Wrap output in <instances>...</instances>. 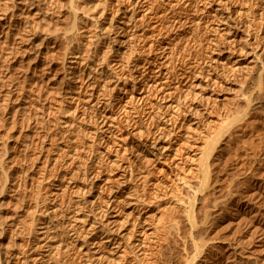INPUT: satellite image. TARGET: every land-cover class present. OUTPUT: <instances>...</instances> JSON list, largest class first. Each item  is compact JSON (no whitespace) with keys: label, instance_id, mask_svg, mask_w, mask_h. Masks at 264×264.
<instances>
[{"label":"bare ground","instance_id":"1","mask_svg":"<svg viewBox=\"0 0 264 264\" xmlns=\"http://www.w3.org/2000/svg\"><path fill=\"white\" fill-rule=\"evenodd\" d=\"M109 1L110 0H0V69H3L4 70L3 72L5 73L4 75L0 76V91H1L0 92V178L2 180H4V181H1L3 183H0V264H60L61 262H63L62 264H64L63 255L66 254L65 253L66 251H69L71 249H77V251H80L79 255H76L77 253L75 252V255H73V257L74 256H81L82 259H85V261H86L85 264L86 263H88V264H142L143 263L140 252L143 251L142 248L144 249V245H145L146 240L144 241L145 237L142 240V238H141L142 236L140 238H137L138 235H136V234H142V233L147 234V232H146V228L144 226H142V223H144V222H142L143 220L139 219V217L141 215L140 209H138L139 213L137 216H135L136 218L133 217L134 220L133 221L130 220L132 222V227L129 226L130 229L128 230L129 231V235L127 234L128 237L126 235L124 236L123 234L121 236V237H123V236L126 237V239L123 238L125 240L120 239V237H119V230L120 229L122 230L123 225L121 224V226H119L118 224L123 222L124 226L127 225V224H125V223H127V221L125 222V219H128V218L126 217L124 220L122 219L123 221L122 220L119 221V219L117 217L118 216L117 214L119 212H121L122 208L125 207L126 204H128V203L133 204L134 203V202L128 201L129 198L133 197L131 199H135L134 201L137 204L139 201H141V198H140L141 196L139 197V195H137V193H139V192L136 191L137 190L136 185H135L136 187L134 186L135 189H133V188H131V185L128 184L130 188H128V190H126V191L123 190V186H125V184L127 185V182H129V181L131 182V180L133 181L135 178L134 174L136 172H134V165L130 163L131 164L130 169L132 168V165H133V168L131 170L132 172H130V171H129V173H127L128 171H126V172L124 171V173L122 172L123 173V174H121L122 181L120 180L121 183H119V186L117 185V188L114 189L113 187H110L112 184L109 186L108 183L110 180H111V182H112V180L115 182V179H113V177L104 178V176H106L104 174V172H105V169L107 167H110L111 165H115V164H116L115 167L116 166L118 167L117 164L121 163V162H118V160H119L118 158L121 157V156H119V154L117 155V158H114L115 160L109 159L110 158L109 155L112 152L111 151L112 147L114 146L116 141L113 144H111V142H108L106 144V146L103 147L105 149V151L101 150L102 152H100V155H97L95 157L92 155V153L94 151L97 152V150H94L96 148L95 143L100 144V147H101V144L106 142V140L108 138V137L106 138V136H108L109 134H107L106 136H103V135H105V133H110V137H111V135L117 136V134H118V133L116 134L115 132H112L113 127H117V129H118L121 126L120 124H116V123H118L116 121L119 119V116H115L114 113L111 112V110H113V107H114L112 104L113 98H120L122 104L123 103L125 104L124 113L126 116V122L130 126L133 123L134 119L129 116V113L131 112V109L129 110L127 107L129 100L132 99L135 94L140 92L141 89H143V90L145 89V91H149V90L153 89L152 88L153 86H157V85H154L155 80L152 81L153 84H151L149 81V78H151V77H158L159 78V76L163 75L164 71H162V67L164 65H166L167 62L165 61L166 63L164 64L163 61H161V59L166 57V54L164 53V51H166L167 48L171 49L172 46L169 44L168 45L167 44L161 45L162 42L160 43L158 40H155V41H152L151 43H148V44H150L149 46L148 45H146V46L142 45V41H143V44H146L144 41L147 40L146 36L149 33H147V35H146L145 33L141 32V34L139 33L140 35H138L140 39L137 40V42L134 41L133 43L132 42L130 43L133 46L132 51H130V53L128 51L123 52L125 54H126V52H128L129 56L131 55L132 57H130V58L127 57V59H129V60L126 59V62H123L125 60L123 59V61H122V59H121V61H122L121 64H120L121 61H118L116 63V64H118V63L120 64L119 65V66H121L120 70H119V67H118V69L115 67L111 68L110 67V65H111L110 60L112 57L114 58L113 61L116 60V57H118L117 56L118 54L116 55V57H114V55L116 53L120 52L121 49L118 47H119L120 43L124 42V41H122L121 38H118L117 36H115V37H112L111 42H109L110 44L107 45V47H105V46H103L104 44L101 42L102 37L100 39V34L95 30L96 25L99 22L100 18L104 17V14L106 12V7H108L107 5H108ZM128 1H130V0H128ZM179 1H183V0H179ZM207 1H208V4H210L215 0H207ZM218 1L219 0H217L216 3H218ZM222 1H225L227 3L228 1L230 2L231 0H221L220 1L221 3H218V4H220V7H217V8L215 7L216 8L214 10L215 13L212 11H209V12H211L213 14L211 19L218 20L220 27L221 26L224 27V28L221 27L220 32L222 33V31H223L224 34H226L225 42L219 41V43H218L219 47L217 48V46H216L213 48V50L216 48L218 49L217 50L218 55H217V57H214L213 59L211 58L212 62H209L208 68H206V70H204L203 67H202L203 69L199 68V73H197V72L194 73V75L199 74V78H202L203 77L202 75H204V78H205L204 81L206 80V82L208 80H212V83L211 82L210 83L205 82V85L203 84V87H205V88L210 87L211 85L212 86L213 85H215V86L224 85L222 80H220L219 75H220V73H222L221 70L223 71L226 67L227 68L231 67L232 72L238 71L237 73H239V70L242 69V64H241V60H239V59L234 60L233 59V56L235 53H236L235 54L236 57L237 56L241 57L242 55H246V56L250 55V57H249L250 60H251V58H253V59L251 61L250 60L249 61H250V63H252V67H253L254 66L253 64L257 63L256 60L259 57L258 51H255V50L256 49L258 50V48H259V52H260V49L264 48L263 45H261L262 44L261 40H258V38L260 36L257 37V39H256L255 35L258 36V34L254 35L255 36L254 40L256 41V43H258V44H256L258 46V48H253V46L251 45V44H253L252 40H251V39H253V36L251 33V32H253V30L251 31L250 27L253 26V25H251L253 23V20L251 21L250 19H248V20H250V22L248 23L247 28L244 27L245 31H246L245 35H241V33L244 30L243 29L240 30L241 29L240 25H242L239 22L240 19L236 20V18L238 16L237 17L234 16V12H232L233 10H230V9H227V11L224 10V9H226L227 4H226V7L223 6ZM120 2H121L120 0L116 1L117 7L115 8V10H113L111 18L106 15L109 19L108 20L109 24H108V26L105 25L104 27H102L101 30L106 29L107 31H110V32H112V30H116L117 33L119 31H122V32L123 31H129V30L135 28L138 25V22L140 20H142L141 22H143V20L148 18L147 14L151 15V13L154 10L153 5L146 8L144 3L141 4V1H139L140 3L134 1L130 5H127V6L125 5V8L120 7ZM178 2H176V4ZM191 3H189V4H191ZM172 4H174V3L172 2ZM170 6H171V4L169 5V7ZM179 6H181V5H179ZM182 6H184V5H182ZM188 6H190V5H188ZM210 6H211V4H210ZM99 7L103 9L102 12H100L101 10L99 9ZM130 7H132V8L130 9ZM140 7L143 8V11H142L143 14L140 13L142 16H140V18H138L139 15H136V13H137L136 11H138V9H140ZM251 8L254 11L255 8L253 9V6ZM168 10H165V11H168ZM178 10L179 9H177V11ZM223 10L226 12H224ZM238 10H240V9H238ZM177 11H176V13H178ZM182 11L183 10H181V12ZM119 12H122V14L123 15L125 14L124 16L127 17L125 25H122L121 23L117 22V16H118ZM127 12H128V14H126ZM154 12H156V11H154ZM242 12L247 13L249 15L248 12H252V11L248 10V11L244 12V11L240 10L237 13L240 14ZM255 12H256V10L254 11V14H255ZM99 13H101V14H99ZM106 13H108V12H106ZM263 13L264 12L262 11L261 15H264ZM174 14H175V12H174ZM179 14H182V13L179 12ZM256 14H257V12H256ZM66 15H68L67 17L69 18V21H66L67 23L65 22V18H64V17H66ZM170 15H172V14H170ZM175 16H176V14H175ZM213 16L215 18H213ZM241 16H240V18L243 20L245 17L242 18ZM253 19H255V18H253ZM210 21H212V20H210ZM245 21H246V19H245ZM178 22H180V21H178ZM65 23H66V25H64L65 30L63 28L64 31L61 30L62 31L61 32L60 29H62V26ZM179 24H181V22ZM179 24H177V26ZM182 24H184V23H182ZM198 24H200V23H198ZM198 24L196 23V25H198ZM246 24H247V22H246ZM196 25L193 27H196ZM254 25H255V22H254ZM214 26L217 28L216 25H214ZM256 26H257V21H256ZM201 27H202V25H201ZM137 28H139V27H137ZM175 28H178V27H175ZM197 28L199 29L200 27L197 26ZM208 28L210 29V26ZM209 29H208V32H209ZM212 29L213 28H211V31H212ZM86 30L89 33V38H88L87 42H84L83 36L85 35L84 32ZM134 30L136 32V28ZM154 30H155V28H154ZM195 30H196V28H195ZM215 31L216 30H214V32ZM135 32L130 35V38L133 39V36H134V38L137 37ZM88 33H87V35H88ZM255 33H258V32H255ZM137 34H138V32H137ZM159 34H161V33H159ZM150 35H151V33H150ZM155 35L156 34H154V36ZM195 35H197V34L195 33ZM160 36L161 35H159V38H160ZM222 36H221V38H223ZM238 37H240V39ZM216 38H218V36ZM242 40H245V41H242ZM138 41L141 43H139ZM193 41H195V40H193ZM236 41H242V43L244 42V44H241L242 46H240V47L237 46L238 44L235 46ZM112 43H113V45H112ZM134 43H135V45H134ZM136 43H137V45H136ZM138 44H141L142 47L139 46ZM213 44H214V41H213ZM218 44H216V45H218ZM227 44H229V45L227 46ZM256 45H254V47H256ZM249 46H252V47H249ZM126 47L129 48V46H126ZM139 47H141V48H139ZM211 47H213V46H211ZM82 48L86 49V51L84 50L86 53L85 52L83 53V51L81 50ZM60 49L63 52L62 56L64 58L62 57L63 61H62L61 65H59L60 64V62H59L58 65L60 67L57 70V68L54 66V60H56L55 59L56 57L54 58V56L57 54L58 50H59L58 54L60 55V53H61ZM31 50L35 51L34 57L32 59L33 62L30 64L28 63L29 66H27V64L24 65L25 64V62H24L25 58H22V60H20L21 55L24 56L27 54V52H30ZM157 52H160L162 54H160V56H158L159 53H157ZM181 52H183V50ZM214 52H216V51H214ZM142 53H147V54H145L146 56L142 57ZM163 53H164V55H163ZM28 56H29V54H28ZM243 58H245V57H243ZM43 59L44 60L46 59V60L43 61ZM240 59H242V58H240ZM30 60H29V62H30ZM58 61H61V60H58ZM182 61H183V59H182ZM27 62L28 61L26 60V63ZM152 65H156V67H158V70L155 68V66H152ZM198 65H199V63H198ZM247 65L245 64L243 66L247 67ZM164 67H166V66H164ZM200 67H201V65H200ZM140 68H142V70ZM167 68H168V66H167ZM196 68H194V69H196ZM227 68H226V70H227ZM189 70H188V72H186L187 70H184L183 73H180V72L177 73L176 72V73H174L175 75L172 74L173 71L168 70V72H166V74H167L166 76L169 78L170 76L173 75V77L175 76L176 80L178 79L177 81H179V77L184 78L189 73ZM197 71H198V69H197ZM191 72L193 73V71H191ZM223 72H225V71H223ZM250 72H252V71H250ZM200 74H201V76H200ZM226 74H227V71H226ZM235 74H236V72H235ZM190 75H187V78L190 77ZM194 75L192 74L191 76H194ZM212 75H214L216 77H213ZM248 75H249V73H248ZM166 76L164 78H166ZM196 76H194V78ZM228 76H230V74L229 75L227 74V76H226L227 77L226 79L229 82L228 79L229 78L231 79L233 76H236V75L233 74V75H231L232 77H229V78H228ZM238 76L240 77V75H238ZM222 78H224V77L222 76ZM233 78H235V77H233ZM245 78H248V77H245ZM18 79H21L22 81H20V80L18 81ZM190 79H192V78L190 77ZM226 79H225V81H226ZM171 81H174V79ZM204 81H203V83H204ZM199 82L200 83H198V85L202 83V79ZM48 84H50L51 89L47 88V86H49ZM225 84H226V82H225ZM129 86H131V88H129ZM162 87H164V86H162ZM160 88H161V86H160ZM223 88H225V86ZM157 89H158V91L160 90L159 86L157 87ZM124 90H127L130 92L131 98L130 99L128 98L129 100L126 99V96L124 95V94H126V92L124 94L122 93V91H124ZM199 90L194 91V92L188 91L186 93V95L184 97H185V100L188 99V101H187L188 103H186L187 105L186 104L182 105L181 99L178 100V102L176 101L177 102L176 104H174L175 102H173L169 105V107L176 108V110L174 109V111H177V114H176V112L175 113L172 112V114H170L168 119L165 121V123H167V124H164L162 126H158V130L155 131V133L160 131L161 134H158V136L155 134L156 137H155V135H153L154 136L153 143L151 142L150 144H148L146 142H141L140 140H139L140 142L137 141L138 143H135V142H133L134 139H132L133 144H131L132 143L131 142L129 146L123 147V148H125L124 149L125 152L129 151L130 148L132 149L135 147L136 150H135V148H134V150L137 151L138 154H140V156H142L143 154H145V152L150 151L149 149H151L152 147L158 148V149L169 148L170 146L169 147H167V146L170 145V139H173L172 138L173 135H175L177 133L176 131H177L178 126H176V124H177L178 119L181 116V113H183V112L189 113L188 115H190V117H191V118L189 117L190 119L187 118L188 121L187 120L185 121L183 119L185 121L184 124L185 123L189 124V126H187V127H191L192 124L198 125V123H199V121H197L198 118L199 119L203 118L204 114H206V115L209 114L208 112L211 113L212 112L211 108H213V107H210V105L208 103H204L205 96L202 93L203 90H200V91ZM113 91L118 92V94H116V97L113 96V94H112ZM149 93H151V92H149ZM157 93H160V92H157ZM64 94H65V97H67V95L70 94L69 97H67L68 98L67 104H65L67 101L66 98H65L66 101L63 99ZM138 94L139 95L135 96V100H142L143 99L145 101L146 95L142 96V93H138ZM146 94H148V93H146ZM165 94L166 93H164V95ZM243 95L240 97H243ZM165 97L163 99H165ZM245 97H247V96H245ZM249 97H247V98H249ZM215 98H217V97H215ZM250 99L251 98H249L247 101L249 102ZM56 102L59 104H57ZM63 102H65L64 106H63ZM207 105H209L211 111L208 110ZM160 106H162V105H160ZM33 108H34L35 113L32 112ZM3 110H4V112L6 111V113L8 111L7 115L10 114L8 117V118H11V120H12V123L10 125L15 124V126L14 125H12V126L16 127L18 122L20 124H24L21 122L22 121L25 122L28 120L29 125H26V126H28L27 128L25 127L26 130L29 128L30 129L32 128V130H33V128L35 129V126H37L35 131L33 130V133H31V134H29V133L28 134L20 133L19 135L17 134V137L15 136L17 140L15 142L13 141L14 144H12L11 139L14 137L15 132L13 130L15 128H11L10 126L9 127L11 129L8 128L9 120H8L7 115L5 113H4L5 115L2 114ZM59 113L61 114L60 118L62 119L60 121L61 122L60 125H62V123H64L63 125H65V124L68 125V122L70 124L68 127L69 128L68 136H67V138L65 137L66 140L63 137V135H65L66 133H64V134L62 133L63 134L62 137L64 140L63 142L66 141V151L63 150L65 152L64 153L61 152V153H63V155L65 154V156H64L65 159L70 158L71 161L70 162L67 161V163H64L66 161L64 159L65 161L63 160V164H62L60 162V160L62 158L61 159L59 158V157H62V155L59 157L57 156L59 159L54 158L55 159L54 162L56 161V163H54V166L50 168L52 171L51 175H48L46 173V169H47V164L49 162L48 159L50 157L49 156L50 153H48L49 151H47V153L49 155L48 156L46 155L47 156L46 157L45 156V154H46L45 149L50 150V148L52 147V143H53L52 141L55 138V134L54 135H53V133L50 134V131L52 128L47 129L45 132H42V131H44L46 129L45 124H46V122H48V120L49 121L51 120L50 117L53 116V118H55L57 115H60ZM90 113H93V114H90ZM211 114H209V115H211ZM33 117L35 119L34 120L35 124L32 125L31 123L33 120L31 121V123H29L30 122L29 120H31ZM93 117L96 118L97 120L101 119V121H99L98 127L94 128L92 130L91 128L88 127V125L86 124V121L91 122ZM150 117L152 118V120L154 119V117H152L151 115H150ZM56 119H55V121H53V119H52V121H50V123L56 122ZM11 120H10V122H11ZM194 120H196V121H194ZM25 123H27V122H25ZM20 124H18V125L21 127L22 125H20ZM133 124H135V121ZM89 125H90V123H89ZM70 126L71 127L73 126V128L71 130H70ZM135 126H136V124H135ZM181 126L183 127L182 124H181ZM23 127H22V129H25ZM30 129H29V131H30ZM189 129H192V128H189ZM18 130H19V128H18ZM48 130H50V131L48 132ZM200 131H201V129L199 130V132ZM140 132H141V134H143L142 131H140ZM140 132H138V133H140ZM25 133H27V132H25ZM130 133H132V132L130 131ZM136 133L137 132H135V135H136ZM189 133L186 132L185 134H189ZM207 133L205 134V136L208 135ZM86 134L92 136L93 140H95V141L94 142L92 141L91 144L90 143L87 144V145L90 144V147L92 145L91 149H89V150H91V152H90L91 154L88 155V153H87L88 157L84 159V156H83L81 149L84 145V140L88 139V141H89V138H87ZM118 136H119V134H118ZM128 136H130L129 132H128L127 136H125V137L128 138ZM132 136H133V134H132ZM176 136H177V134H176ZM191 136H192V134H191ZM191 136H190V138L192 139ZM203 136H204V134H203ZM62 137H61V139H62ZM123 137H124V135L121 138H123ZM134 137L136 138L137 135ZM165 137H167L168 138L167 140H169V141H167L165 139ZM126 138H125V140H126ZM90 139H91V137H90ZM189 141H190V139H189ZM112 142H113V140H112ZM119 142H121V141L119 140ZM124 142L126 144V141H124ZM124 142H123V144H124ZM166 142H168V145L164 144ZM19 145L24 147V149H25V150L23 149L24 151H27L30 149H31V151L34 150L33 151L34 153L32 154V156L30 155L31 158L29 160L28 167L26 166L27 168L25 170L22 168L23 171L21 169H19V171L21 170V173L24 172L25 177L22 176L24 179V180L22 179L23 180L22 182L24 184H22L21 180H19L20 182H14L13 183V181L15 179L14 175L20 176V174H18L19 173L18 172V165L20 164L19 163L20 160L18 161V163H19L18 165H17V161L13 160L14 159V157H13L14 149L20 148L21 151L19 154H22L21 148H23V147H20ZM47 145H49V147ZM119 145H122V144L119 143ZM209 145H211V144L209 143ZM102 146H103V144H102ZM84 147H85V145H84ZM84 147H83V149L86 148V147L85 148ZM97 147H99V145ZM199 147H200V145H199ZM207 148H209V147H207ZM99 151L100 150H98V152ZM132 151H133V149H132ZM209 151H211V149H209ZM209 151L207 149V154H205L206 152L204 150V151H202V152H204L203 156H199V161L200 160L202 161L203 157H204L205 161L202 162V163H204V165L198 161L199 165L202 164L201 166H204V167H202V170L204 169L205 174L203 173L202 170L201 171L203 173L202 176L204 175L203 179H207V181H209L210 179L205 178V175H206V177H210L209 173L212 170V169H210L211 165L209 164L210 161L207 157L208 153L209 154L211 153ZM137 152H136V154H137ZM26 153H28V151L25 152V154ZM201 153L199 155H201ZM19 154L17 155L18 157L16 155H14V156H16L17 158H20ZM29 154L30 153H28V155ZM154 154H155V157H157L159 160L163 154V151H160V153L154 152ZM28 155H27V157H30ZM95 155H96V153H95ZM208 156L210 158L211 155H208ZM23 157H25V156H23ZM44 157H45V161H43ZM200 157H202V159ZM150 158H152V157H150ZM116 159H118V160H116ZM143 159H144V157H143ZM22 162H26L25 159ZM147 162H149V161H147ZM39 163L44 164V165L42 164L43 166L41 165L42 166L41 171L37 170V166H39L38 165ZM141 163L142 162H140L139 164H141ZM143 163H145V162H143ZM22 164L24 165V163H22ZM147 165L150 166L151 164L149 165V163H148ZM147 165H146V167L148 168ZM19 166L21 167V165H19ZM63 166L64 167L66 166L67 168L64 171L65 173L62 172L63 175L61 176V179H65L67 182L66 183L60 182L59 184H57L58 182L56 184L53 183L51 180L52 179L55 180V178H57L58 172L60 171L61 167H63ZM121 166H123V165H121ZM135 166H137V164ZM137 167H136V169H137ZM142 167L143 166L141 164V168ZM144 167H145V165H144ZM155 167H154V169H155ZM39 168L41 169V167H39ZM118 169H120V166ZM130 169H128V170H130ZM200 169H201V167H200ZM138 170L140 172L141 171L144 172L143 169L141 170L138 168ZM16 171L18 172L17 174H15ZM153 171L155 172V170H153ZM143 172H141V173H143ZM150 172L152 174V171H150ZM146 173H149V172L147 171ZM151 174H150V176H151ZM147 175L148 174H145L144 177L147 178ZM17 177L18 176H16V178ZM148 177H149V175H148ZM20 178H21V176H20ZM48 179L51 181L50 183H52V184H45L44 183L46 181H49ZM150 179L151 178L149 177L148 180H150ZM59 180H60V178H59ZM65 180H62V181H65ZM29 181H31V182H29ZM106 181H107V184L105 183L103 185L102 182H106ZM181 181L183 182V179ZM28 182H29V184H28ZM137 182H138V179H137ZM152 182H154V181H152ZM185 182L186 181H184V183ZM11 183H13V184H11ZM15 183H17V184H15ZM144 183H145V181H144ZM146 183H147V180H146ZM187 183L190 184L189 182H187ZM203 183H206V181L203 180ZM142 184H143V182H142ZM148 184H150V183H148ZM152 184H154V183H152ZM205 185H208V184H205ZM189 186H188V188H189ZM23 187H24V191L27 189L28 190L30 189L31 193L30 194L24 193ZM49 187H51V188L53 187V188L49 189ZM204 187L205 188H203V187L201 188V186H200V188L202 190L203 189L206 190L207 186H204ZM47 188H48V192L46 191L47 193H45L43 195L42 192L44 190H46ZM67 188H69V190H73L72 191L73 194L75 193L74 194L75 201L72 203V201L74 200V198L72 197L73 200L68 198L71 201L70 200L68 201L66 199L68 201L67 202L68 205L64 204V202H62L61 200L60 201L63 204H60L58 202V200H59V198L60 199L62 198V200L64 201L63 198H65L67 196L66 193H68V191L65 192ZM99 188H100V192L98 190ZM138 188L140 189V186ZM200 188H198L197 190H199ZM192 189L194 191L193 193H195L197 191V190L195 191L194 188H192ZM201 189H200V191H202ZM114 190H116V191L113 193ZM105 191H107L106 197L109 194L108 191L111 192L108 198H104L103 195H101ZM123 191L125 193H127V192L128 193L126 195H123L124 194ZM143 191H145V190H142V192ZM97 192H99V193L97 194ZM64 193L66 196L62 197L64 195ZM69 193H71V192H69ZM206 193H207V195L208 194L210 195V193H208V191ZM143 194L145 195V193H143ZM258 194H261V196H262L263 191L261 193H258ZM49 195H50V197H47ZM70 195L73 196L72 194H69L68 196L71 197ZM207 195L205 194V196H207ZM193 197H196V196L193 194ZM209 197L208 198L205 197L206 201L208 199H210ZM257 197H258V195H257ZM144 198H145V196H144ZM262 198L264 199V196H262ZM262 198H261V200H262ZM46 199H48L49 201L51 200L50 202H54L56 204H53V203L50 205L46 204L45 209H41L40 204H43L42 201H47ZM195 199L191 200V198H190V200H191L190 203H192V201H193V203L195 204V202L199 198L194 202ZM205 199H204V201H205ZM27 202H28V205H27ZM100 202H103V203H100ZM145 203H147V202H145ZM64 205L65 206L67 205L66 206V210H67V212H66L67 217L66 218H67V220L65 221L64 219H66V218L64 217V219H63L64 221L63 220L61 221V223L62 222L63 223L60 227L59 224H61V223L58 224L59 220L56 221V218H59V216L61 215V214H59V212H61V211H59V209L60 210L63 209V207H65ZM128 205H126V206H128ZM134 205H136V204H134ZM194 206L192 205L193 208H191L190 205H188V207L191 208V209L189 208L191 210L190 211L191 213L194 211V210H192L195 208ZM254 206L250 207V205L247 206V204H246L245 210L248 209L246 211L247 214L245 216L243 215V217H241L242 219L248 221L252 228H255V229H253V231L251 229V236H249L247 239L243 237V239H241V241L235 245L233 250H231L232 252L227 253V254H229L228 255L229 258L233 254L232 255V257L234 258L233 261H231L232 260L231 258L228 261V257H227V259L225 261L223 260V258H221L222 260H217V261L215 260L216 262H214L213 264H236L237 263V262H235V260L237 259L236 254L242 252L241 249H243V248L245 249V247H248V245L252 241L256 240V238H257L256 233H259V232L264 233V219H263L264 218V212L262 210L264 208V201L262 203L256 205L255 206L256 208H254ZM188 207L186 208L187 210H189ZM133 210L136 211L137 208L135 207L132 209V211ZM190 212L188 214L186 211V213H187L186 215H188L186 217V219H188V221L190 222L189 219L192 218L193 220L191 219V223L193 224L194 218L196 216L193 215L195 213V212H193L192 213L193 216H191V218H190L189 217ZM63 213H65V212H63ZM114 213L116 215H114ZM262 215H263V217H261ZM241 218H240V221L242 220ZM61 219H62V217H61ZM206 219H207V217H206ZM195 220H197V219H195ZM128 221H129V219H128ZM195 223L197 226L198 225L197 222H195ZM128 224H130V223L128 222ZM196 226L194 225L195 228H196ZM195 228L192 227V229H195ZM202 228H203V226H202ZM124 229H127V228L124 227ZM197 229L198 228H196L195 231ZM199 230L202 231V229H199ZM199 230H197V231H199ZM128 231H127V233H128ZM190 232H193V230H191ZM205 233H206V230H205ZM145 234L143 236H145ZM195 234L199 235V233H195ZM195 234H191V236H190V233H189L188 236H190L192 238V235H195ZM195 236H197V235H195ZM35 237H36L37 241L39 240V242H37L33 246L32 244L34 243ZM133 237H135L134 241L131 242L130 240H131V238L133 239ZM199 238H200V236H199ZM196 239H195V241H196ZM198 239L196 242H198ZM202 239H199V241H201ZM36 240H35V242H36ZM193 241H194V239H193ZM193 241H191V242H193ZM204 241L205 240H202V242H204ZM208 242L211 243L210 240ZM191 244H192V246H193V244L195 246L197 245V244H195V242L191 243ZM200 244L197 245V248L195 247L198 250H194L195 248L192 249L195 251V252L193 251L194 253H196V251L198 253L203 251V247L206 246V244L205 243H204V245H203V243H202V245H200ZM213 246L216 248L215 245H212V247ZM104 247L108 248L111 251V252L110 251H108V252H110L111 254L109 253V255H112V256L107 255L108 252L106 254L104 252H103L104 254L100 252L101 249H103L105 251ZM186 247H185V250H187V252H188V250H190V249H188V248L186 249ZM221 249H223V248H221ZM192 250H190V251H192ZM190 251H189V253H190ZM221 251H224V250H221ZM221 251H219V253H222ZM112 252H113V254H112ZM212 252H213V250H212ZM73 253H71V254H73ZM130 253L133 254V256H128ZM189 253L186 254V258H188L194 254L193 253L187 257V255ZM202 253H200V254H202ZM205 253H206V251H205ZM206 255H208V254H206ZM225 255H226V253H224V255L222 254V256H225ZM69 256H70V254H69ZM204 256H202V257H204ZM240 256L241 255H239V257ZM192 257L194 258V256H192ZM195 257H196V255H195ZM217 257H218V255H217ZM237 257H238V255H237ZM68 259H70V258H68ZM191 259L188 260V262L191 263ZM210 259H211V257H210ZM76 260H74V261H76ZM194 260H195V258H194ZM49 261H50V263H49ZM72 261H70V262H72ZM201 261H202V258H201ZM236 261H239V260H236ZM66 262H67V260H66ZM68 262H69V260H68ZM83 262H84V260H83ZM83 262H80V263H83ZM197 262H198V259H197ZM248 262L249 261H247V263ZM240 263H241V261H240ZM205 264H206V260H205ZM211 264H212V262H211Z\"/></svg>","mask_w":264,"mask_h":264},{"label":"rangeland","instance_id":"2","mask_svg":"<svg viewBox=\"0 0 264 264\" xmlns=\"http://www.w3.org/2000/svg\"><path fill=\"white\" fill-rule=\"evenodd\" d=\"M116 1L117 0H110L109 1L108 5H107L108 7H106V12H108V13L105 12L104 17L100 18V20L97 23L96 28H95V30L100 34V39L102 37L101 42L104 44L103 46H105V47H107V45L110 44L109 42H111L112 37H115V36H117L118 38H121V40L124 41V42H121L122 44L120 43V45L118 47L121 49L120 52L122 51L121 53L119 52L121 55L119 53H116L114 55V57H116V55L118 54L117 55L118 57H116L117 61L116 60L113 61L114 60L113 57L110 60V63H111L110 67L111 68L115 67L118 69V67H119V70H120L121 66H119V65L122 63L123 59L125 60L123 62H126L127 57L128 58L132 57L131 55L129 56V53H130V51H132V48H133L132 44H130V43L131 42L133 43L134 41L137 42V40L140 39L138 35H140L141 32L145 33L146 35H147V33H149L146 36L147 40L144 41L146 44H143V41H142V45H145V46L148 45L149 46L150 44H148V43H151L152 41L158 40L160 43L162 42L161 45H165V44L168 45L169 44L172 46L171 49L167 48L166 51H164V53L166 54V57L161 59V61H163L164 64L167 62L166 65H164L166 67H164L162 65L163 66L162 71H164L163 75L159 76V78L158 77L149 78L150 83L153 84L152 81L155 80L154 85H157V86H153L152 87L153 89L151 88L152 90H149V91H145V89L144 90L141 89L140 92H138V93H142V96L146 95L145 101L143 99L142 100H135V96L139 95L138 93L135 94L132 99H130L131 98L130 92L127 90L122 91L123 94L126 92V94H124L126 96V99H128V98L130 99V100L128 99L129 103H128L127 107L129 110L131 109L129 116L134 119L136 126H135V124H133L134 121L130 126L128 125V123L126 122V116L124 113L125 104L124 103L122 104L120 98H113L112 104L114 107H113V110H111V112H113L115 116H119V119L116 121L118 123H116V124H120L121 126L118 129H117V127H113L112 132H115L116 134L118 133L119 136L117 134V136L111 135V137H110V133H105V135L102 134L103 136H106L107 134H109L108 136H106V138L108 137L106 142L102 143L103 146L101 144V147H100V144L95 143L96 148L94 150H97V152L94 151L93 152L94 154L92 153V155L96 157L97 155H100V152L105 151V149L103 147H105L108 142H111V144H113L116 141L114 146L112 147V150H111L112 152L110 153V155L109 154L108 155L110 156V158H109L110 160L111 159L115 160L114 158H117V155L119 154V156H121V157L118 156L119 160L118 159H116V160H118V162H121V163L117 164L118 167L117 166L115 167L116 164L111 165L110 167H107L105 169V172H104V174L106 175V176H104V178L113 177V179H115V182L113 180L111 182V180H110L108 183L109 186L112 184L113 186L111 185L110 187H113L114 189H116L117 185L119 186V183H121V181H122L121 174H123L124 171L125 172L128 171L127 173H129V171L132 172L131 170H132L133 165H134V172H136L134 174L135 178L133 181L131 180L132 183L129 181L131 184L129 182H127V185L125 184V186H123V190H125V191L128 190V188H130L129 185H131V188H133V189H135V187L137 186L136 191L139 192V193H137V195H139V197L141 196L140 197L141 201H139L137 204L134 201L135 199H131L133 197L129 198L128 201H131L134 203L133 204L130 203L131 205L129 203H128L129 205L126 204L128 206L125 205V207L122 208L123 211L121 210V212H119L117 214L119 221L122 219L124 220L126 217L129 219V221H128V219H125V222L127 221V223L124 222L125 224H127L125 226H124L123 222L118 224L119 226H121V224H122L125 228H127V229H124V227L122 226V230L121 229H120L121 231L119 230V237H120V239H123V238L126 239V237H124L125 235L128 237V235H129L128 230L130 229L129 226L132 227L131 221H133L134 218H136L135 216H137L139 213L138 209H140L141 215H140L139 219L143 220L142 222H144V223H142V226H144L146 228V232H147V234H145V233L136 234V235H138L137 238H140L142 236L141 237L142 240L144 237H145L144 241L146 240L145 245H144V249L142 248L143 251L141 250L142 252H140L141 258L143 261L142 264H189L190 262H188V260H190L191 258L192 259H191L190 264H193V263L194 264H205V260H206V264H211V262L213 264L217 260H222L221 258H223V260L225 261L229 255L227 253H231L232 252L231 250H233L235 245L237 243H239L241 241V239H243V237L247 239L249 236H251V229H252V231H253V229H255V228L251 227V225L248 221L241 218V217H243V215L245 216L247 214L246 211L248 209L245 210L246 204H247V206L250 205V207H253L254 205L256 206V205H258L264 201V199L262 198V196H264V48H263L264 47V15H261L262 11L264 12V0H254V1L253 0H231L230 2L228 1L230 4L228 2L226 3L225 1H222L223 6L226 7V4H227L226 9H224V10H226V11H227V9L233 10L232 12H234V16L239 17V18L237 17L236 20L240 19L239 22L242 24V25H240L241 26L240 30H242V29L244 30L241 33V35H245V32H246L245 28H247V25L250 22V20L251 21L253 20V23L251 25H253L254 27L253 26L250 27V30L251 31L253 30V32H251L252 36H253V39H251L253 44H251V45L253 46V48H258V46L256 45L258 43H256V41L254 39H255V36H256V39H257V37L260 36L258 38V40H261V43H262L261 45H263V47H262L263 49H260V52H259V48H258V50L257 49L255 50V51H258V55L260 58L259 57H258L259 59L257 58V60H256L257 63H254L253 67H252V63H250V61L253 58H251V60H250V58H249L250 55H248V56L242 55L241 57L237 56L238 57L237 58L235 55L236 53H235L233 56V59L234 60H238V59L241 60V64H242V69L239 70V73H237L238 71H235L236 72V74H235L234 71L233 72L231 71L232 70L231 67H228L229 69L226 67L227 70H226V68L223 70L225 72H223L221 70L222 73H220V75H219L220 80H222L224 85H222V86H219V85H217V86L213 85L212 86L211 85L210 87H206V88L203 87V84L205 85V82H206V80L204 81V79H205L204 75H202L203 76L202 78H199V74L198 75L196 74L197 75L196 76V75H194V73L195 72L199 73V68L200 69L204 68V70H206V68H208L209 62H212L211 60L214 57H217V55H218V52H217L218 49L217 48L219 47V44H218L219 41L225 42L226 34H224L223 31H222V33L220 32L222 26L220 27L218 20L211 19L213 14L211 12H209V11H212L215 13L214 10L217 7H220V4H218V3H221L220 2L221 0H219L218 3H216L217 0L213 1L212 2L213 4L210 3L211 6H210V4H208L207 0H186V1L185 0H183V1L171 0L175 5L172 4V2L170 0H138V1L134 0L136 2L141 1V4L144 3L146 8L151 6V5H153V7H154V10L151 13V15L147 14L148 18L143 20V22H141L142 20H140L139 22L137 21L138 25L135 27L136 32L134 30L135 28H133L129 31H123V32L119 31L118 33L116 32V30H112V32L107 31L106 29L101 30L102 27H104L105 25L108 26V24H109L108 20L109 19L107 16H109L110 18L112 17V12L117 7ZM120 1H121L120 7H122V8H125V5L127 6V5H130L132 2H134L133 0H130V1L120 0ZM176 2H178V3L176 4ZM189 3H191V4H189ZM252 3L253 4L255 3V4L253 5ZM170 4H171V6L169 7ZM187 4L190 6H188ZM179 5H181V6H179ZM182 5H184V6H182ZM251 5L253 6V9L255 8L254 11L256 10V12H257V14L255 12L256 15L254 14V11L252 10ZM131 8L132 7H130V9ZM99 9L101 10L100 12L103 11L102 8L99 7ZM177 9H179V10L177 11ZM238 9H240L244 12L248 11V10H250L252 12H248L249 15L247 13L242 12V13H240L241 15L243 14L241 16L240 14L237 13L240 11ZM165 10H168V11H165ZM181 10H183V11L181 12ZM142 11H143L142 7H140V9H138V11H136L137 12L136 15H139L138 18H140V16H142L141 15V14H143ZM154 11H156V12H154ZM176 11L178 13H176ZM226 11H224V12H226ZM174 12H175L176 16H175ZM179 12L182 14H179ZM99 14H101V13H99ZM126 14H128V12ZM170 14H172V15H170ZM124 15L122 14V12H119V14L117 16V22L121 23L122 25H125L126 20H127V17ZM67 16L68 15H66V17ZM240 16L242 18H244V17L245 18L242 20L240 18ZM66 17H64L65 22L69 21V18L68 17L66 18ZM213 18H215V17L213 16ZM253 18H255V19H253ZM245 19H246V21H245ZM248 19H250V20H248ZM210 20H212L214 23ZM178 21H180L181 24H179L180 22H178ZM256 21H257V26H256ZM246 22H247V24H246ZM254 22H255V25H254ZM66 23L63 24L62 29H60V31L63 30L64 25H66ZM182 23H184V24H182ZM196 23L197 24L200 23V24L196 25ZM212 23L214 25H216L218 29ZM177 24H179V25L177 26ZM195 25H196V27H193ZM201 25H202V27H201ZM197 26L200 28L198 29ZM209 26H210V29L208 28ZM137 27H139V28H137ZM153 27L155 28V30ZM175 27H178V28H175ZM195 28H196V30H195ZM211 28H213L212 31H211ZM222 28H224V27H222ZM208 29H209V32H208ZM64 30H65V28H64ZM214 30H216V31L214 32ZM134 32L136 33L137 37L135 36L136 38H134V36H133V39H132V38H130V35ZM137 32H138V34H137ZM255 32H258V33H255ZM84 33H85V35L83 36V38H84L83 41L87 42V40L89 38V33L87 32V30ZM87 33H88V35H87ZM150 33H151V35H150ZM159 33H161V34H159ZM195 33L197 35H195ZM154 34H156V35L154 36ZM255 34H258V36ZM159 35H161L160 38H159ZM217 36H218V38H216ZM221 36L223 38H221ZM238 38L240 39V37H238ZM193 40H195V41H193ZM213 41H214L215 45L213 44ZM242 41H245V40H242ZM242 41H236L235 46L237 44H238L237 45L238 47L242 46L241 44H244V42L242 43ZM139 43H141V42H139ZM216 44H218V45H216ZM112 45H113V43H112ZM134 45H135V43H134ZM136 45H137V43H136ZM138 45L142 47L141 44H138ZM228 45L229 44H227V46ZM254 45H256V47H254ZM126 46H129V48ZM211 46H213V47H211ZM216 46H217V48L213 50V48ZM252 46H249V47H252ZM141 47H139V48H141ZM85 48L81 49L83 51V53L86 51ZM182 50H183V52H181ZM58 51H57V54L54 56V58L56 57L55 59L57 60V61L54 60V66L57 68V70L60 67L59 65H61V63L63 61L62 59L64 58L62 56V54H63L62 50L60 49V51H61L60 55L58 54L59 53ZM124 51H128L129 53L126 52V54H125V53H123ZM214 51H216V52H214ZM157 53H159L158 56H160V54H162L160 52H157ZM164 53H163V55H164ZM28 54H29V56H28ZM34 54H35V51L31 50L30 52H27L26 55H24V56L21 55L20 60H22V58H25L24 59L25 64L24 63L23 64L24 65L27 64V66H29L28 63L30 64L33 62L32 59L34 57ZM145 54H147V53H142V57L146 56ZM243 57H245V58H243ZM240 58H242V59H240ZM121 59H122V61H121ZM182 59H183V61H182ZM26 60L28 61L27 63H26ZM29 60H30V62H29ZM45 60L43 59V61H45ZM58 60H61V61H58ZM127 60H129V59H127ZM118 61H121L120 64L119 63L116 64ZM59 62H60V64H59ZM198 63H199V65H198ZM245 64L246 65L250 64V65L249 66L247 65V67L243 66ZM200 65H201V67H200ZM152 66H155V68L158 70V67H156V65H152ZM167 66H168V68H167ZM194 68H196V69H194ZM140 69L142 70V68H140ZM167 69L170 71H173L172 74H174L176 72L177 73H179V72L183 73L184 70H187L186 72H188V70L190 69L189 73L191 75L193 74L196 77L194 78V76H191L189 73L188 74L186 73L187 75H190V77L192 79H190V77L187 78V75H186L184 78L179 77V81H177L178 79L176 80L175 76L173 77V75L172 76L169 75L171 78L170 77L168 78L166 76L167 75L166 72H168ZM197 69H198V71H197ZM0 71H1L0 76L5 74L3 72L4 71L3 69H0ZM191 71H193V73ZM226 71H227L228 75L230 74V76H228V78L232 77L231 75H233V74L236 75L237 77L233 76L235 78L232 77L231 78L232 80L229 78L228 79L229 82H228L226 79L227 78L226 77L227 76ZM250 71H252V72H250ZM248 73H249V75H248ZM237 74L240 75V77ZM165 76H166V78H164ZM200 76H201V74H200ZM212 76L216 77L214 75H212ZM222 76L224 78H222ZM245 77H248V78H245ZM170 79L171 80L174 79V81H171ZM201 79H202V83L198 85V83H200L199 81H201ZM225 79H226V81H225ZM19 80L22 81L21 79H18V81ZM203 81H204V83H203ZM207 82L212 83V80H208ZM225 82H226V84H225ZM48 85L49 86L46 85L47 88L51 89L50 84H48ZM158 86L160 89L159 91L157 89ZM160 86L162 89L160 88ZM162 86H164V87H162ZM224 86H225V88H223ZM129 88H131V86H129ZM199 89L203 90L202 93L205 96L204 103H208L210 105V107H213V108H211L212 114L210 112H208L211 115L204 114V116L206 118L203 116V118H200V119L198 118V120L196 119L197 121H199L198 125L192 124L191 127H187V126H189V124H186V123L184 124V122L186 120L188 121V119H190L191 117H190V115H188L189 113H184V112L181 113V116L178 119L177 124H176V126H178L177 131H176L177 136H176V134L173 135V137H172L173 139H170V145H168V142L164 143V144L168 145L167 147H169V146L170 147L167 149H163V148L158 149V148L152 147L151 149H149L150 151H147V152H145V154L142 155L144 157V159L142 156H140V154H138L137 151H135L136 150L135 147H134L135 150H134V148H132L133 149V151H132V149L130 148L131 150L129 149V151L125 152V150H124L125 148H123V147L129 146L130 143L132 142V139H134L133 142H135V143H138L140 141L146 142L148 144H150L151 142L153 143V141H154L153 135L156 134L158 136V134H161L160 131L155 133V131L158 130V126H162L164 124H167V123H165V121L168 119L170 114H172V112L173 113L176 112V114H177V111H174V109L176 110V108L169 107V105L173 102H175L174 104H176L178 102V100H180V99H181L182 105L188 103L187 102L188 99L185 100V97H184L186 95V93L188 91H192V92L198 91ZM149 92H151V93L153 92V93L151 94ZM157 92H160V93H157ZM146 93H148V94H146ZM164 93H166V94L164 95ZM112 94H113V96L116 97V94H118V92L113 91ZM69 95L70 94H68L67 97H69ZM242 95H243V97H240ZM163 96L164 97L166 96L165 99H163L164 98ZM245 96H247V97L250 96L249 98H251V99L249 100V102L247 101L249 98H247ZM67 97H65V94L63 95V99L65 100V98H66V100H67V101L65 100L66 103L63 102V106H64V103L65 104L68 103ZM215 97H217V98H215ZM57 104H59V103H57ZM160 105H162V106H160ZM209 105H207L208 107L207 106L206 107L208 108V110L211 111ZM32 112L35 113L34 108H33ZM4 113L7 115L8 111L6 113V111L4 112V110H3L2 114H4ZM90 114H93V113H90ZM9 115H7V118L9 117ZM150 115L152 117H154L153 120L150 117ZM60 117H61V114L57 115L55 118H53V116H51L50 121H52V119H53V121H55V119L57 118L56 122L50 123V121L48 120V122H46V124H45L46 129L44 131H42V132H45L47 129L52 128L51 131L48 130V132L50 131V134H52V133H53V135L55 134V138H54L55 141L54 140L52 141L53 142L52 147L50 148V150L45 149V151H46L45 156L46 155L48 156L49 155L48 153H50V155H49L50 157L48 159L49 162L47 164V169H46V173L48 175H51L52 171L50 168L54 166V163H56V161L54 162L55 159H57L59 156L62 155V157H59L60 159L62 158L60 160V162L62 164H63V160L65 159V157H64L65 154L63 155V153L66 151V141L63 142L64 141L63 137L67 138L68 130H69L68 127L70 124L68 122V125L67 124L63 125L64 123H62V125H60L61 124L60 121L62 120ZM8 120H9L8 128L9 129L15 128L13 130L15 132L14 137L11 139L12 144H14L13 141L15 142L17 140L16 139L17 134L18 135L20 133L31 134V133H33V130L35 131V129L37 127V126H35V129L33 128V130H32V128L31 129L29 128L30 129V131H29V129L26 130V128L28 127L26 125H29L28 120L25 121L27 123H25L21 120L22 122L21 121L20 122L24 123V124H20L18 122L16 127H14L15 124H12L14 126L10 125L12 123L11 118H8ZM10 120H11V122H10ZM34 120L35 119L33 117L31 120H29L30 121L29 123H31V121H32L31 124L32 125L35 124ZM196 120H194V121H196ZM99 121H101V119L97 120L96 118L93 117L91 122L86 121V124L88 125L89 128H91L93 130L94 128L98 127ZM89 123H90V125H89ZM18 124H20L22 126L20 127ZM181 124L183 125V127L181 126ZM22 127L23 128L26 127V128L22 129ZM18 128H19V130H18ZM72 128H73V126L72 127L70 126V130ZM189 128H192V129H189ZM199 128L201 129L200 132H199V130H200ZM127 131L129 132V135H130V136H128V138L125 137L128 134ZM130 131L132 133H130ZM140 131H142L143 134H141ZM185 131L187 133L190 132L192 134V136L190 133H189L190 135L185 134L186 133ZM25 132H27V133H25ZM135 132H137L136 138L134 137V136H136ZM138 132H140V133H138ZM62 133L63 134L66 133V134L63 135ZM206 133L208 135L205 136ZM122 134L124 135L123 138H121L123 136ZM132 134H133V136H132ZM203 134H204V136H203ZM62 135H63V137H62ZM156 135H155V137H156ZM86 136H87V138H89V141H88V139L84 140V145L86 148L83 145V147L85 149H83V147L81 149L83 156H84V159L87 158L88 155L91 154L90 153L91 150H89V149H91L92 145L90 147V144L92 143V141L93 142L95 141V140H93L92 136H90L88 134H86ZM190 136L192 137V139L190 138ZM61 137H62V139H61ZM90 137L92 140L90 139ZM66 138H65V140H66ZM125 138H126V140H125ZM165 139L167 140L168 138L165 137ZM189 139H190V141H189ZM112 140H113V142H112ZM119 140L121 142H119ZM124 141H126V144ZM167 141H169V140H167ZM123 142H124V144H123ZM133 142L131 144H133ZM88 143H90V144L87 145ZM119 143H121L122 145H119ZM209 143L211 145H209ZM98 145H99V147H97ZM199 145L201 148L199 147ZM47 146L49 147V145H47ZM20 147H23V146H20ZM207 147H209V148H207ZM17 149L18 148L14 149V151H13V157H14L13 160L17 161V165L19 163H20L19 165H21V167L18 165V172L19 173L17 171L15 173V174H17V173L20 174L21 178L19 175H14L15 179H14L13 183L14 182H20L19 180H21V182H22L24 180L23 179V177H25L24 172L21 173V170L23 171V169L25 170L28 167L29 160H30L32 154L34 153L33 152L34 150L31 151V149H30V150H27L28 153H30V154L29 155H28V153L25 154V152H27V151H24L25 149L23 147V148H21L22 154H19L21 150H20V148L18 150ZM207 149H208V151H209V149H211V151H209V152L212 153V154L208 153V155H211L210 158L207 155V157L210 161L209 164L211 165L210 169H212L211 170L212 172L210 171V173H209L210 177H206V175H205V178L210 179L209 181H207V179H203L204 175L202 176V174L204 173V169L202 170V167H204V166H201V165L202 164L204 165V163H202L205 161L204 157H203L202 161L201 160L199 161V156H203V153H204L202 151L205 150V152H206L205 154H207ZM63 150H65V151H63ZM98 150H100V151L98 152ZM47 151H49V152L47 153ZM160 151H163V154L160 157V159L158 160V158L155 157L154 152L160 153ZM61 152H63V153H61ZM136 152H137V154H136ZM17 153L20 155L19 157L21 159L17 158L18 157ZM87 153H88V155H87ZM95 153H96V155H95ZM200 153H201V155H199ZM14 155H16L17 157ZM22 155L25 156L26 158L23 157ZM27 155L28 156L31 155V156L27 157ZM21 156L25 159L26 162H22L24 159ZM149 156L152 158H150ZM200 158L202 159V157H200ZM19 160H20V162L18 163ZM65 160H64L65 161L64 163H67V161L68 162L71 161L70 158H66ZM43 161H45V157H44ZM147 161H149V162H147ZM198 161L202 164L199 165ZM138 162L139 163L142 162L141 163L143 166L142 168H141V164H139ZM143 162H145V163H143ZM22 163H24V165ZM130 163L133 164L131 169H130V165H131ZM146 163L147 164L149 163V165L150 164L151 165L148 166ZM42 164L43 163L38 164L39 165V166H37L38 171L42 170V166L44 165V164L43 165ZM136 164L138 167L135 166ZM121 165H123V166H121ZM144 165H145V167H144ZM146 165L148 166V168L146 167ZM119 166H120V169H118ZM39 167H41V169ZM63 167H61L60 171L58 172L57 178H55V180H53V179L51 180L53 183L56 184L58 182L57 184H59L60 182H63V183L67 182L65 179H61V176L63 175V173H65L64 171L67 168L66 166L64 168ZM136 167H137V169H136ZM154 167H155V169H154ZM200 167H201V169H200ZM138 168L141 170L143 169L144 172L141 171V172H143V173H141L138 170ZM19 169H21V170L19 171ZM128 169H130V170H128ZM152 169L155 170V172ZM201 170L203 171V173ZM147 171L150 174H151L150 171H152L151 176L149 173H146ZM145 174H148L151 179L148 180L149 179L148 175H147L148 179L145 178L144 177ZM16 176H18V177L16 178ZM59 178H60V180H59ZM137 179H138V182H137ZM182 179H183V182L181 181ZM62 180H65V181H62ZM146 180H147V183H146ZM203 180L206 181V183H203ZM1 181H4V180H2L0 178V183H3ZM51 181L49 180V181H46L44 183L45 184H52V183H50ZM144 181H145V183H144ZM152 181H154V182H152ZM184 181H186L185 182L186 184L184 183ZM29 182H31V181H29ZM29 182H28V184H29ZM142 182H143V184H142ZM151 182L154 184H152ZM187 182H189L190 184H188ZM13 183H11V184H13ZM105 183L107 184V181L102 182L103 185ZM148 183H150V184H148ZM15 184H17V183H15ZM22 184H24V183L22 182ZM205 184H208L209 186L205 185ZM138 185L140 186L141 190L138 188L139 187ZM199 185L201 186V188L202 187L205 188L204 186H207L206 190L203 189L204 190L203 191ZM188 186L190 189L188 188ZM191 187L194 188L195 191L198 188H200L203 192L200 191V189H199L195 192L196 193L195 194V193H193L194 191ZM52 188L49 187V189H52ZM98 190L100 192V188ZM142 190H145V191L142 192ZM23 191H24V187H23ZM25 191H24V193H26V194L31 193L30 189L29 190L27 189ZM44 191L42 192L43 195L48 192V188ZM67 191H68V193H66L67 196L65 195V193L62 196V197L66 196L65 198H63L64 201L62 200V198L61 199L59 198L58 202L60 204H63L62 202H64V204H67V202L70 199L73 200V198H74V200L72 201V203L75 201V197H74L75 193L74 194L72 193L73 190H69V188H67L65 192H67ZM115 191L116 190H114L113 193ZM205 191L206 192L208 191V193H210V195L209 194L207 195V193ZM262 191H263V195L261 196V194H258V193H261ZM69 192H71V193H69ZM99 192H97V194ZM108 193L109 194L107 195V197H106L107 191H105L101 195H103L104 198H108L111 192L108 191ZM127 193L124 192L123 195H126ZM143 193H145V195ZM69 194H72L73 196L70 195L71 197H69L68 196ZM193 194L196 197H193ZM205 194L208 197L210 196L209 197L210 199H208L207 201H206L205 197L206 198H208V197L205 196ZM257 195L260 199L257 197ZM144 196H145V198H144ZM47 197H50V195ZM68 198H70V199H68ZM190 198H191V200L196 198L194 200V202L197 199L198 200L194 204L193 201H192V203H190V201H191ZM261 198L263 201L261 200ZM204 199H205V201H204ZM46 200L47 201H42L43 204H40L41 209H45L46 204L47 205H50L52 203L56 204L54 202H50L51 200L50 201L48 199H46ZM28 202H27V205H28ZM145 202H147V203H145ZM100 203H103V202H100ZM134 204H136V205H134ZM188 205H190L191 208H193L192 205L193 206L195 205L194 206L195 208L192 210H194L193 212H195L193 215L196 216L197 218L193 217L194 218L193 224L191 223V219H192L191 216H193L192 215L193 212L192 213L190 212L191 208L188 207ZM66 206L63 207V209H61V210L59 209V211H61V212H59V214H61L62 216L61 215L59 216L60 219L56 218V221L59 220L58 224L61 223V221L64 219V217L65 218L67 217L66 216V212H67ZM255 206H254V208H256ZM135 207L137 208V210L132 211V209ZM187 207H188V209L189 208L190 209L187 210L186 209ZM262 210L264 212V208ZM186 211L188 214L190 212V216H189L191 218V219H189L190 222L188 221V219H186V217L188 216V215H186L187 214ZM63 212H65V213H63ZM114 215H116V214L114 213ZM61 217H62V219H61ZM206 217H207V219H206ZM261 217H263V215ZM240 218L242 219L241 221H240ZM195 219H197V220H195ZM64 220L66 221L67 218ZM128 222L130 224H128ZM195 222H197L198 227L196 226ZM62 223L59 224L60 227H61ZM190 225L193 228H195L194 227V225H195L196 228H198L197 230L202 229V231L201 230H199L200 232L197 230L195 231L196 228L192 229V227ZM202 226L204 229L202 228ZM191 230H193V232H190ZM205 230H206V233H205ZM127 231H128V233H127ZM189 233H190V236H191V234H195V233H199V235L198 234H195L197 236L192 235V238H191L190 236H188ZM122 234L124 235L123 237H121ZM144 234H145V236H143ZM199 236H200V238H199ZM256 237H257L256 240L252 241L248 245V247H245V249L243 248L244 250L241 249L242 252L236 254V258H237L236 260H239V261L235 260V262H237L236 264H250V263L251 264H264V233H261V232L256 233ZM134 238L135 237H133V239L131 238L130 241L131 242L134 241ZM196 238L197 239L199 238V239H202L205 241L202 242V240L199 241V239H198V242H196L197 241ZM34 239L36 240V237ZM125 239H123V240H125ZM193 239H194V241H193ZM195 239H196V241H195ZM208 239L210 240L211 243L208 242L209 241ZM35 240H34V243L32 244L33 246L37 242H39V240L38 241L36 240V242H35ZM190 240L193 242H191ZM194 242L197 245H199L200 243H201L200 245H202V243H203V245H204V243L206 244V246H204L205 248L203 247V251H202L203 253L202 252L198 253L197 251H196V253H194L195 252L194 250H198V249H196L197 245L195 246L193 244V246H192L191 243H194ZM212 245H215L216 248L214 246H213L214 247L213 248ZM185 247H186V249L188 248L190 250H192L195 247L196 248L192 251L188 250V252H187V250H185ZM220 247L223 249H221ZM104 249H105V251L103 249H101L100 252L101 253L104 252L106 254L108 251H110L106 247H104ZM217 249L219 251H221V250H224V251H221L222 253H219V251ZM212 250H213V252H212ZM189 251H190V253H189ZM205 251H206V253H205ZM75 252L77 253L76 255L80 254V251H77V249H71V250L65 252L66 254L63 255L64 264H68L72 260H73L72 262L74 264H76V263L77 264H85L86 261H85V259H82L81 256H74L73 257V255H75ZM110 252H108L107 255H109ZM192 252L196 255V257ZM71 253H73V254H71ZM187 253H189L187 255V257L190 256L191 254H193L192 256H194L195 260L192 256L188 257L189 259L186 258ZM200 253H202V254H200ZM224 253H226V255L222 256V254L224 255ZM69 254H70V256H69ZM112 254H113V252H112ZM206 254H208V255H206ZM216 254L218 255V257ZM201 255L202 256L205 255V256L202 257ZM232 255L230 256V258L232 259L231 261H233V259H234L232 257ZM237 255H238V257H237ZM239 255H241V256L239 257ZM109 256H112V255H109ZM128 256H133V254L130 253ZM67 257L70 259H68ZM210 257H211V259L213 258L214 260L213 259L211 260ZM196 258L198 259V262H197ZM201 258H202V261H201ZM230 258L228 257V261L230 260ZM65 259L67 260V262L69 260V262L67 263ZM74 260H76L77 262ZM83 260H84V262H83ZM240 261H241V263H240ZM247 261H249V262L247 263ZM72 262H70L69 264H71ZM80 262H83V263H80ZM49 263H50V261H49ZM62 263L63 262H61L60 264H62ZM86 264H88V263H86Z\"/></svg>","mask_w":264,"mask_h":264}]
</instances>
